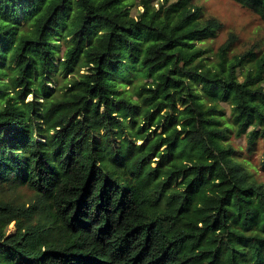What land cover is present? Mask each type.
Wrapping results in <instances>:
<instances>
[{
  "label": "trees",
  "instance_id": "obj_1",
  "mask_svg": "<svg viewBox=\"0 0 264 264\" xmlns=\"http://www.w3.org/2000/svg\"><path fill=\"white\" fill-rule=\"evenodd\" d=\"M153 3L0 0V264H264V50Z\"/></svg>",
  "mask_w": 264,
  "mask_h": 264
},
{
  "label": "rangeland",
  "instance_id": "obj_2",
  "mask_svg": "<svg viewBox=\"0 0 264 264\" xmlns=\"http://www.w3.org/2000/svg\"><path fill=\"white\" fill-rule=\"evenodd\" d=\"M134 2V6L131 7L132 15L138 16L142 12V7H139L141 0H130ZM160 0H154L153 5H157ZM198 4L203 7L205 17H215L223 25L215 37L207 38L204 41L206 46H210L212 52L210 56L213 61L219 47L228 41L231 34H236L239 41L236 44V53H241L247 50H258L262 48L264 50V22L255 15L251 10L241 6L240 4L232 0H197ZM202 44V43H201ZM65 47L60 49V57L64 55ZM85 69H82V73ZM70 78V77H69ZM239 78L242 81L243 78L239 74ZM53 88L55 86H52ZM130 89V87H128ZM128 89V90H129ZM201 89V88H200ZM33 96H30L27 100H32ZM226 108V115L230 116L231 111L227 105H223ZM223 114H225L223 112ZM162 130L160 131V133ZM230 142L235 146L243 159L248 160L251 166L256 171V177L264 184V141L259 139L255 142V145L248 150L247 138L244 136L238 137L235 133L231 134ZM140 144V143H139ZM16 231L15 225L12 224L8 230V234L12 235Z\"/></svg>",
  "mask_w": 264,
  "mask_h": 264
}]
</instances>
